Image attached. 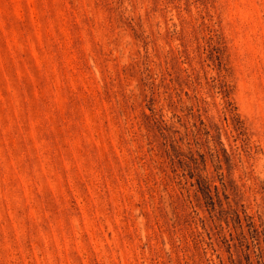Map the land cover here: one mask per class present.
I'll use <instances>...</instances> for the list:
<instances>
[{"label": "rangeland", "instance_id": "1", "mask_svg": "<svg viewBox=\"0 0 264 264\" xmlns=\"http://www.w3.org/2000/svg\"><path fill=\"white\" fill-rule=\"evenodd\" d=\"M0 264H264V0H0Z\"/></svg>", "mask_w": 264, "mask_h": 264}]
</instances>
